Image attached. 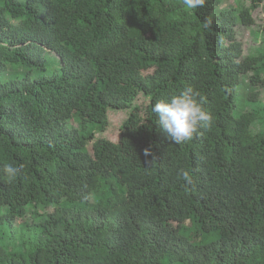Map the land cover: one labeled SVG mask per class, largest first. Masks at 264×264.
Returning a JSON list of instances; mask_svg holds the SVG:
<instances>
[{
	"label": "trees",
	"instance_id": "trees-1",
	"mask_svg": "<svg viewBox=\"0 0 264 264\" xmlns=\"http://www.w3.org/2000/svg\"><path fill=\"white\" fill-rule=\"evenodd\" d=\"M226 1L0 0V264H264V47L235 30L264 0ZM188 85L214 121L176 145L152 106Z\"/></svg>",
	"mask_w": 264,
	"mask_h": 264
},
{
	"label": "clouds",
	"instance_id": "clouds-1",
	"mask_svg": "<svg viewBox=\"0 0 264 264\" xmlns=\"http://www.w3.org/2000/svg\"><path fill=\"white\" fill-rule=\"evenodd\" d=\"M203 3L204 0H182V5L189 10L202 7ZM52 54L55 55V53ZM205 103L206 98L193 86L188 85L178 94L157 101L152 106V112L157 117L156 123L160 130L167 138L176 145H181L191 141L201 128H211L214 118L205 108ZM148 154L149 150L145 149V155ZM22 169L23 165L17 167L8 163L3 165L0 171L8 182H14L21 175ZM180 175L187 184L192 183V176L188 171H181Z\"/></svg>",
	"mask_w": 264,
	"mask_h": 264
},
{
	"label": "rangeland",
	"instance_id": "rangeland-1",
	"mask_svg": "<svg viewBox=\"0 0 264 264\" xmlns=\"http://www.w3.org/2000/svg\"><path fill=\"white\" fill-rule=\"evenodd\" d=\"M243 1V0H241ZM236 0H228L225 2L224 6L229 4H235ZM246 6H248V3H246ZM264 16V1L259 5L258 8H256L254 11L251 12V17L254 20V25L249 27H238L236 28V40L241 44L242 47V58L255 55L257 50L264 47V37L261 33V26H262V18ZM47 64L44 70L37 71L36 78L42 76V75H51L54 72L59 70L60 64L58 61V58L54 54L47 55ZM20 73L22 72L21 69L19 70ZM251 76V74H248V78ZM264 76V75H263ZM243 82L247 83V78H243ZM241 95L248 94L245 90H240ZM260 95L262 98H264V90L260 91ZM114 118L122 121L123 116H121L120 113L114 114ZM253 132H259L261 130V126L259 124H256L252 128ZM26 222L30 223V215L27 214L26 216ZM18 224V223H16ZM194 239V238H193ZM200 238H196L194 242H198ZM193 242V241H192Z\"/></svg>",
	"mask_w": 264,
	"mask_h": 264
}]
</instances>
